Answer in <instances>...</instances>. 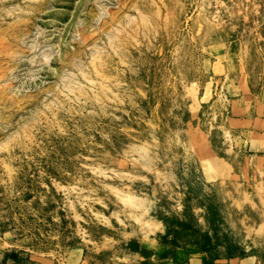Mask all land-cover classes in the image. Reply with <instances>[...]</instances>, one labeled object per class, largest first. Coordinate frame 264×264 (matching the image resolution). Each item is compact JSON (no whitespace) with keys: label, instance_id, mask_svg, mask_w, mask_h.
Returning <instances> with one entry per match:
<instances>
[{"label":"rangeland","instance_id":"374dc122","mask_svg":"<svg viewBox=\"0 0 264 264\" xmlns=\"http://www.w3.org/2000/svg\"><path fill=\"white\" fill-rule=\"evenodd\" d=\"M0 264H264V0H0Z\"/></svg>","mask_w":264,"mask_h":264}]
</instances>
